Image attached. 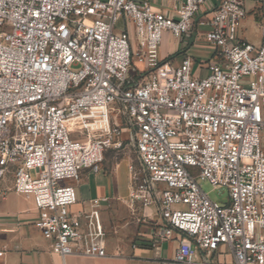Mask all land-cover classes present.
<instances>
[{"label": "built area", "instance_id": "1", "mask_svg": "<svg viewBox=\"0 0 264 264\" xmlns=\"http://www.w3.org/2000/svg\"><path fill=\"white\" fill-rule=\"evenodd\" d=\"M173 1L176 18L148 0H0V195L34 200L32 225L63 259L110 256L108 199L77 208L68 182L132 148L130 206L155 208L158 243L177 244L161 264H264V21L256 46L245 0ZM197 17L213 56L194 70L185 55L169 76L163 35Z\"/></svg>", "mask_w": 264, "mask_h": 264}, {"label": "crops", "instance_id": "2", "mask_svg": "<svg viewBox=\"0 0 264 264\" xmlns=\"http://www.w3.org/2000/svg\"><path fill=\"white\" fill-rule=\"evenodd\" d=\"M149 3L162 14L169 18L177 17V8L179 2L173 0H148ZM214 4H218V0H214ZM245 7L248 12L246 19L243 22L241 34L246 38L244 23L251 18L254 23L261 27L264 21L259 13H254L256 7V0H245ZM249 16V17H248ZM196 24L192 27L190 33L182 38H176L169 32H165L160 47V56L162 59L170 61L172 66L167 74L172 75L174 69L182 62L185 55H190L194 58L197 65H206L213 56L214 49L209 44H199V40L204 38L202 35L205 31H201V26ZM205 41V40H204ZM258 44L252 43L256 46ZM200 60V61H198ZM208 72H198L199 76H206ZM111 153V152H109ZM103 165V178H99L95 182V187L92 188L90 177L93 173L85 171L80 181L77 183V192L79 198V205L87 207L88 202L92 199H108V202H103L101 205L102 216L107 231V246L110 256L107 258H91L83 256H68L63 259L61 256L53 253L50 248V243L46 242L40 237V233L33 227V222L37 217L35 211L34 200L29 197L21 196L25 201L31 204L30 210L32 215L27 214V208L20 207L18 203L9 206L0 204V249L3 254L0 255V264H47L42 259L44 253L55 255V259L66 264L69 258L84 259V262L90 264H100L101 261H133L131 255L134 257H142L148 253H153L155 259L161 263V256L163 255V246L158 242L155 236V225L161 223L159 216L156 214L155 208H143L142 205L137 204L134 208L130 206V178L127 173V179L122 171L124 165L128 164V159L125 158L121 163L114 166L112 173L106 171L107 158ZM100 174V173H99ZM98 175V174H94ZM111 178H110V176ZM86 185L88 193L84 192L82 187ZM85 186V187H86ZM15 195V197H17ZM106 207L104 210L103 207ZM144 216H150L146 224ZM142 242H147L150 249H143L140 247ZM176 248V242L173 243ZM154 247V248H153ZM153 248V249H152ZM34 253L35 257L27 256L26 254ZM173 258V257H172Z\"/></svg>", "mask_w": 264, "mask_h": 264}, {"label": "rangeland", "instance_id": "3", "mask_svg": "<svg viewBox=\"0 0 264 264\" xmlns=\"http://www.w3.org/2000/svg\"><path fill=\"white\" fill-rule=\"evenodd\" d=\"M244 26H245V30H246L244 35L246 36V38H247L246 40L248 42L258 44L259 42L262 41V29H261V27H258V25L256 23H254L251 18H249L246 21V23H244ZM200 30L206 32L208 30V28L201 27ZM204 40H205V38H202L201 40H199L198 41L199 44H203V45L206 44L207 42H206V40L205 41ZM198 61H200V60H198ZM169 62L170 61H168L166 63V66L168 69H170V67H172L171 65L168 64ZM197 67H198V65H197V63H195L194 70L197 69ZM105 125H107V121L98 123L96 127L102 128ZM124 135H125L124 138L126 140H129V141L132 140V137L129 134H124ZM73 138L76 139L77 136L75 135V136H73ZM125 158L128 159V164L124 165L125 167H124V169H122V171L124 172L126 179H127V173H129V170H128L129 166L136 163V155H135L134 150L132 148H126L124 151L119 152V153L118 152L109 153L108 158H107L106 171L111 174L113 169H114V166L121 163V161ZM191 172L195 176H199V174H200V171L198 169H191ZM103 173L104 172L102 171L100 174H98V175L93 174V176L90 177V182L92 184V188L95 187V182L98 181L99 178H103ZM110 178H111V176H110ZM77 183L78 182H76V181H69L68 182L69 185H72L75 188L77 186ZM4 184L5 183H3V186L1 187L2 191L5 187ZM199 184H200L201 188L203 189V191L210 197V199L213 202H216L219 204L227 203V201L229 199V192H228L227 188L216 187V186L212 185L209 181L199 180ZM85 186L86 185H84L82 187V189L85 193L86 192L88 193V188H87V186L86 187ZM130 188H131V186H130ZM76 191H77V188H76ZM15 195H16V193H14L13 191L6 193L5 198H3L2 195H0V204H6L9 206H12V205H15L16 203H18L20 207L25 206L27 208V211H26L27 214L29 216H31L32 211L30 210V207H31L30 202L27 200L25 201V199L23 197H20L18 195H16L17 197H15ZM103 209L105 210L106 207L104 206ZM40 237L43 240H45L41 235H40ZM46 242H48V241H46ZM173 243L174 242H167V243L162 244L163 255L161 256V259H164V260L172 259V257L174 256V251H175ZM142 244H144V245H140V247L143 249H150L151 248V246L147 245L148 244L147 242H142ZM26 255L31 256L32 258L35 257L34 253H30V254H26ZM43 255L44 256L42 259H44L43 261L46 262L47 264H62L61 262L57 261V259H55V255H51L49 253H44ZM130 257L133 260L131 262L116 260V261H101L100 264H161L158 260L155 259V256L153 253H148L142 257H139V256L134 257V255H131ZM222 261L223 262L226 261L227 264H231V260L228 256L225 257V259L223 258ZM66 264H90V263L84 262V259L69 258L67 260ZM197 264H201L200 261H198Z\"/></svg>", "mask_w": 264, "mask_h": 264}]
</instances>
